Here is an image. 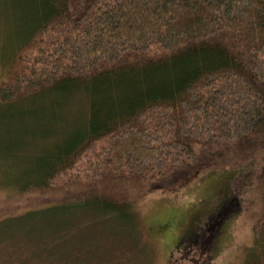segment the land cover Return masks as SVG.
<instances>
[{
    "label": "trees",
    "instance_id": "1",
    "mask_svg": "<svg viewBox=\"0 0 264 264\" xmlns=\"http://www.w3.org/2000/svg\"><path fill=\"white\" fill-rule=\"evenodd\" d=\"M0 23V110L29 105L40 129L0 226L70 215L45 233L71 232L78 260L80 226H117L149 194L253 162L264 204V0H0ZM253 230L243 264H264Z\"/></svg>",
    "mask_w": 264,
    "mask_h": 264
},
{
    "label": "rangeland",
    "instance_id": "2",
    "mask_svg": "<svg viewBox=\"0 0 264 264\" xmlns=\"http://www.w3.org/2000/svg\"><path fill=\"white\" fill-rule=\"evenodd\" d=\"M5 26L7 33L9 25L0 23V46L5 42ZM0 62L2 83L8 74ZM80 100L71 107L76 115L84 114ZM29 108L17 105L12 112L0 110V202L9 194L4 186L21 179L38 154L16 156L40 132L28 118ZM65 111L73 115L69 108ZM256 167L253 162L207 170L180 190H160L141 199L134 204V215L124 217L122 224L106 219L93 228L80 226L79 233H87V241L81 236L84 241L79 246L84 244L78 260L71 232L58 244L45 233L72 220L70 215L47 214L48 225L36 219L30 225H2L0 264H243L245 251L255 240L254 224L264 227ZM23 201H14L20 208L14 214L24 213Z\"/></svg>",
    "mask_w": 264,
    "mask_h": 264
}]
</instances>
